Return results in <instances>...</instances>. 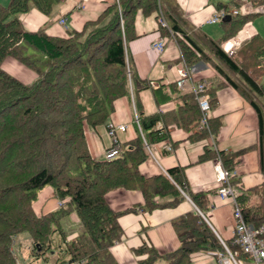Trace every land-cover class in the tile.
I'll use <instances>...</instances> for the list:
<instances>
[{"label": "trees", "instance_id": "1", "mask_svg": "<svg viewBox=\"0 0 264 264\" xmlns=\"http://www.w3.org/2000/svg\"><path fill=\"white\" fill-rule=\"evenodd\" d=\"M56 1L0 2V264H19L12 252V237L24 231L32 239L33 264H40L37 259L45 264H118L109 248L122 232L118 217L136 208L113 209L105 195L109 189H140L144 202L139 207L144 209L176 205L184 199V191L195 200L203 195L191 193L181 166L148 177L138 170V164L148 155L147 145L169 136L171 121L186 127L200 117L193 91L177 96L176 109L150 114L140 109L136 136L121 143L117 152L94 158L88 150L84 124L104 122L114 99L126 94L134 82L137 89L149 85L131 70L127 57L126 43L135 35L136 11L155 10L157 17L162 15L166 26L160 24L159 28L163 34L171 31L176 38L186 66L209 60L222 77L214 88L228 83L253 105L258 115L262 166L264 39L256 34L242 41L232 54L224 51L222 42L249 18V14L232 13L228 8L229 4L239 6L236 0L218 4L225 15L218 21L223 33L216 38L201 39L191 34L176 0H115L67 36L48 34L43 27L27 30L22 26L19 13L36 6L48 14ZM249 2L256 5L264 0ZM8 56L32 70L35 78L23 81L4 69L2 62ZM214 88L205 83L210 107L216 102ZM158 91L159 87L153 88L154 93ZM168 97L165 94L164 98ZM158 120L163 122L160 127L156 126ZM235 156L233 152L220 154L228 169V162H235ZM46 185L63 202L52 211L36 215L32 203ZM258 187L263 193L253 207L248 204L247 193L236 196L244 220L254 226L264 223V183ZM71 211L76 212L83 229L66 239L60 218ZM172 223L179 246L159 254L141 245L137 250H145L148 255L140 259V264H152L158 257L166 258L167 264H189L193 250H225L199 213L188 211Z\"/></svg>", "mask_w": 264, "mask_h": 264}, {"label": "crops", "instance_id": "2", "mask_svg": "<svg viewBox=\"0 0 264 264\" xmlns=\"http://www.w3.org/2000/svg\"><path fill=\"white\" fill-rule=\"evenodd\" d=\"M113 1L115 0H57L48 14L36 6H30L27 11L19 13L18 17L27 30L43 27L48 34L67 36L71 30H80L87 20L95 19ZM176 1L189 24V32L195 37L197 35L201 39L205 36L216 38L223 33L219 22H210L208 18L222 9L218 6L219 3L228 5L230 0ZM236 2L239 6L229 4L228 8H239L244 3L245 8L249 9L239 13L249 14V18L230 37L237 35L244 27L251 35L242 41L256 34L264 39V10L250 9L255 5H251L249 0ZM261 3L264 2L258 4ZM60 17H65V24L59 22ZM160 24L155 10L149 13L140 9L136 11L135 35L126 43L127 57L131 70L149 85L137 89L138 83L134 82L126 94L114 99L113 109L104 122L96 125L84 124L86 144L94 158H104L108 154L112 140L108 133L109 122L115 125L125 124L123 130L116 131L120 148L121 143L136 136L137 115L140 109L146 114L176 109L179 99L177 96L190 92V85L205 81L214 88L219 79H222L209 60L200 59L189 66L184 87H178L175 83L178 78V66L184 60L176 38L171 31L163 34L159 28ZM159 38L165 39L162 50L153 46L154 41ZM19 65L23 64L19 62ZM25 71L28 74L27 81H32L35 78L34 72L26 69ZM261 79H264V75ZM158 87L160 91L156 94L153 88ZM213 92L216 102L210 107L206 127H197L199 118L186 127L171 121L168 124L169 136L147 145L148 155L138 164L139 172L147 177L160 172L166 173L167 169L174 166H181L191 193L196 197L198 193H203L198 201L184 191V199L176 205L144 209L139 207L144 202L140 189L118 186L105 193L109 205L115 210L132 206L136 208L118 217L122 232L119 239L109 247L118 264H140V259L148 255L145 250H137L141 245L152 247L159 254L175 250L180 244V238L172 220L188 211L199 213L225 247L224 251L193 250L189 253V264H264V257L255 258L242 251L233 241L235 206L232 198L224 199L218 195L214 164L219 159L224 166L221 153H235L236 161L228 162V165L231 164L230 183L235 189V195L247 193L248 204L252 207L259 203L263 190L258 185L264 183V162L262 166L258 115L253 105L232 85L222 82ZM165 94H169V97L164 98ZM162 124L163 122L158 120L156 126L160 127ZM206 148L210 150L206 151ZM62 202L55 197L53 188L46 185L38 192L32 207L36 215H40L56 209ZM60 223L66 239L78 235L83 229L75 211L61 217ZM247 224L255 228L264 225L262 223L254 226L253 222ZM259 236L264 240V231ZM31 245L32 239L28 233L20 232L12 237V252L19 264H33L30 260ZM37 260L40 264H45L42 259ZM64 264L79 263L74 261ZM152 264H167V259L158 257Z\"/></svg>", "mask_w": 264, "mask_h": 264}, {"label": "built area", "instance_id": "3", "mask_svg": "<svg viewBox=\"0 0 264 264\" xmlns=\"http://www.w3.org/2000/svg\"><path fill=\"white\" fill-rule=\"evenodd\" d=\"M248 9L245 8V5L243 3L239 8H233L231 12L232 13H239L240 11L247 12ZM250 9L264 10V3L255 5L254 7H250ZM224 15H225L224 10L222 9L218 10L208 18V21L218 22ZM158 19L162 25L166 24L162 15H159ZM59 22L65 24L66 23L65 17H60ZM250 35L251 33L247 32V30H245V28L243 27L237 35H235L234 37H230L222 42V47L224 51L228 54H232L240 45L242 40ZM164 43H165V39L159 38L156 41H154L153 46L156 47L158 50H162ZM188 74H189V67L185 65L184 61H182L178 66V78L176 79V84L178 87H184V81L187 78ZM204 88H205V81H200L196 85L192 84L188 88L189 91L194 92L198 106L201 110V115L197 122L198 128L206 127L208 125V118L210 117V104L207 95L204 93ZM124 128H125V124L115 125L114 123L109 122L108 133L111 135L112 140H111V145L108 148V154H112L118 151L119 140L116 131L118 129L123 130ZM214 164H215L216 180L218 183L217 193L220 197L224 199L232 198L235 206L234 208L235 224H234L233 241L240 246L242 251L253 255L255 258L264 257V240L259 236V234L264 231V225L255 228L247 224L235 200V196H236L235 189L232 187L230 183V177L232 175V171L224 167L219 159L216 160ZM230 255L231 257H233L231 253Z\"/></svg>", "mask_w": 264, "mask_h": 264}, {"label": "rangeland", "instance_id": "4", "mask_svg": "<svg viewBox=\"0 0 264 264\" xmlns=\"http://www.w3.org/2000/svg\"><path fill=\"white\" fill-rule=\"evenodd\" d=\"M9 0H1L0 2L3 4H6ZM2 67L5 68L9 73L19 77L23 81L28 80V74L26 73V70H30L28 67H26L24 64L19 65V62L15 60V58L8 56L4 59L2 62ZM87 124V123H85ZM27 233V232H23Z\"/></svg>", "mask_w": 264, "mask_h": 264}]
</instances>
